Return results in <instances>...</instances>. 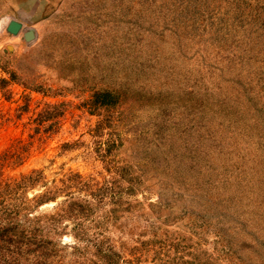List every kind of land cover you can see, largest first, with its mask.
I'll return each mask as SVG.
<instances>
[{"label":"rangeland","instance_id":"rangeland-1","mask_svg":"<svg viewBox=\"0 0 264 264\" xmlns=\"http://www.w3.org/2000/svg\"><path fill=\"white\" fill-rule=\"evenodd\" d=\"M16 138L11 175L116 177L120 261L149 241L142 264H264V0H0V151Z\"/></svg>","mask_w":264,"mask_h":264},{"label":"trees","instance_id":"trees-1","mask_svg":"<svg viewBox=\"0 0 264 264\" xmlns=\"http://www.w3.org/2000/svg\"><path fill=\"white\" fill-rule=\"evenodd\" d=\"M119 101V93L109 89L96 91L92 97L97 107H115ZM48 108L51 114L38 122L47 124V130L57 127L61 116L57 110L52 112L56 106ZM101 125H97L96 133L103 128ZM104 145L101 155L111 156L109 152L119 143L111 139ZM30 147V142L16 138L0 151V264H142V256L152 248L151 242L142 241L130 249L133 258L120 261L122 256L115 242L105 236L112 217L101 214L99 209L109 190L106 187H114L111 183L116 177L100 183L72 171L58 180L47 179L43 169L9 174L25 163ZM64 235H71L72 241L65 242Z\"/></svg>","mask_w":264,"mask_h":264},{"label":"water","instance_id":"water-1","mask_svg":"<svg viewBox=\"0 0 264 264\" xmlns=\"http://www.w3.org/2000/svg\"><path fill=\"white\" fill-rule=\"evenodd\" d=\"M12 25H13L12 28L15 29L16 27L20 26V23L13 21ZM35 37H36V33L34 29H28L27 31L24 32V39L26 41H31L35 39Z\"/></svg>","mask_w":264,"mask_h":264}]
</instances>
